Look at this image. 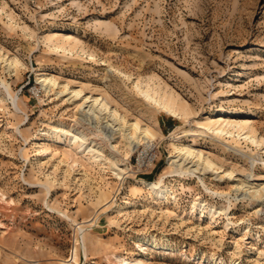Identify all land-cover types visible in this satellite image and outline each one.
I'll list each match as a JSON object with an SVG mask.
<instances>
[{"label": "rangeland", "instance_id": "obj_1", "mask_svg": "<svg viewBox=\"0 0 264 264\" xmlns=\"http://www.w3.org/2000/svg\"><path fill=\"white\" fill-rule=\"evenodd\" d=\"M49 33L73 35L76 50L47 47ZM37 73L56 84L44 90ZM138 79L178 94L188 115L155 109ZM70 89L103 96L155 138L130 150L103 129L106 113H80ZM221 111L261 142L200 133L196 121ZM72 135L99 160L72 149ZM173 143L212 169L180 172ZM146 148L154 160L141 166ZM262 184L264 0H0V264H264V190L242 193Z\"/></svg>", "mask_w": 264, "mask_h": 264}, {"label": "bare ground", "instance_id": "obj_2", "mask_svg": "<svg viewBox=\"0 0 264 264\" xmlns=\"http://www.w3.org/2000/svg\"><path fill=\"white\" fill-rule=\"evenodd\" d=\"M44 41L48 43L47 47L56 51H62V53H72L79 42L78 39L71 34L60 33H49L45 35ZM19 63V60L17 58H14L11 59L7 64L9 68H14L16 70L18 69L17 66ZM37 75V83H39L41 87L44 88V90H50L56 84V79L53 76H50L48 73H37ZM149 82L144 83L141 81V79H138L133 85L139 96L141 95L147 103L152 105L158 111L165 112L177 119L185 118L188 115L187 105L178 96V94H175L172 91L161 87L159 84L153 86L151 85L153 84V82ZM67 88L68 87H66V89ZM63 91L64 89L59 92L62 93ZM68 93H70V96L68 97L69 99L72 98V100H81L78 103L77 107L80 113L83 116H86L85 118H87V120L91 122L94 120L98 121V119L101 120V114L106 113L107 115L102 117L106 118L103 122V129L107 133L109 132L110 135L115 132H121V134L125 136L130 150H134V148H136L142 141L149 144L155 138V133L152 131V129L149 126L139 123L138 121L124 124L126 123L124 122V117H118V112L116 111V109L111 108L109 102L103 96H93L92 94L86 95L82 93V89H70ZM226 116H234V113L232 111H221L215 115H205L201 120L196 121L197 128L200 130V133L210 132V134L215 137L223 139L227 142L231 141L235 144L240 143L239 139L241 138L254 144L257 142H261L260 140H257L254 129L252 128L248 120L236 119ZM58 131L65 135L68 134L67 130L64 129ZM55 136L58 140L63 139L61 134L56 133ZM83 139V136L72 135L68 139V145L77 153L81 154L82 157L92 160V162H96L97 160H99L96 155L91 154V156H86V148L83 147ZM91 151L92 147H89L87 153ZM172 151L173 152L169 154V158L171 159L170 164H173L174 167L180 170V172L182 170H187V172L193 170L196 171V169L198 170L199 167L203 170L208 168L212 169V161L207 157H204L203 153L200 150H196L191 145L183 143H173ZM122 173L123 168H118V170L115 172V174L119 178H121L120 176ZM144 183L147 188L150 189L159 199L166 197L167 190L164 189V187L162 188L160 187V185L152 181H144ZM262 185L263 186L260 188L253 186L254 189L252 190H249V188H247V192L244 191L242 193L243 195L258 198L264 193V184ZM193 211L194 209H192V212ZM70 260L71 259H63L61 260V262L68 263ZM120 262H122L123 264L134 263L131 260L126 261L125 259H120Z\"/></svg>", "mask_w": 264, "mask_h": 264}, {"label": "built area", "instance_id": "obj_3", "mask_svg": "<svg viewBox=\"0 0 264 264\" xmlns=\"http://www.w3.org/2000/svg\"><path fill=\"white\" fill-rule=\"evenodd\" d=\"M154 149L146 148L145 150H142L136 158V162L139 165H145L148 163H151L154 160Z\"/></svg>", "mask_w": 264, "mask_h": 264}]
</instances>
